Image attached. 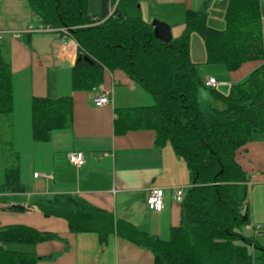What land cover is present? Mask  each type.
Here are the masks:
<instances>
[{
  "label": "trees",
  "instance_id": "1",
  "mask_svg": "<svg viewBox=\"0 0 264 264\" xmlns=\"http://www.w3.org/2000/svg\"><path fill=\"white\" fill-rule=\"evenodd\" d=\"M87 2L26 0V5L39 25L66 29L77 45V55L93 62L75 61L70 77L73 90L95 88L105 71H121L152 97L151 106L120 112L115 133L152 131L156 147L169 144L184 161L190 187L180 203V222L170 229L167 240L115 224L111 214L76 197H39L38 211L45 218L65 220L73 233L96 232L102 239L114 230L149 250L155 264H264V246L242 232L250 222L249 176L235 159L253 133L264 132V69L231 85L227 94L209 89L213 101H221L224 109L202 111L197 92L204 87L203 78L189 57L190 35L195 33L203 41L206 64L234 71L243 63L263 60L259 0H227L220 30L207 26V4L203 10L187 11L182 33L169 44L153 37L150 22L137 7L139 0H100L101 14L96 17L87 13ZM109 7H114L110 16ZM11 111V74L0 49V124H6ZM30 112L33 139L45 141L51 131L66 127L71 100L35 97ZM2 148L8 156L9 144L3 142ZM21 190L16 169L7 168L0 191ZM244 214L248 219L241 223ZM51 238L22 226L0 230L3 243L35 244ZM0 264H36V256L0 250Z\"/></svg>",
  "mask_w": 264,
  "mask_h": 264
},
{
  "label": "crops",
  "instance_id": "2",
  "mask_svg": "<svg viewBox=\"0 0 264 264\" xmlns=\"http://www.w3.org/2000/svg\"><path fill=\"white\" fill-rule=\"evenodd\" d=\"M216 1L141 0L143 19L166 23L173 39L182 33L185 13L203 10L207 4V26L217 29L211 25L209 13L222 5ZM259 2L264 43V0ZM87 13L99 16L100 0H88ZM37 25L26 0H0V49L9 65L12 93L11 114L5 125L0 124V186L5 180V170L14 168L22 189L17 193L0 191V230L22 226L52 238L35 244L0 242V250L33 253L36 264H155L149 250L114 230L102 239L96 232L73 233L65 220L45 218L35 206L39 197H76L111 214L115 224L129 225L167 240L170 229L179 224L181 217V205L173 201V192L183 188L186 195L185 189L190 187L184 161L169 144L156 147L152 131L115 133L114 123L120 112L151 106L152 97L121 71H105L102 82L95 88L73 90L70 77L77 55L76 43L68 39L64 44L61 35L55 32H28L29 27ZM192 35L197 34L190 35V60L204 65L203 41L197 35L202 46L201 54L195 55L191 50ZM259 68L264 69V59L243 63L234 71L209 65L201 67L199 72L202 77L215 79L217 84L213 89L225 94L228 87L244 81ZM102 92L108 95L110 104L96 108L93 100ZM197 96L200 108V94ZM35 97L71 100L66 127L51 131L48 139L40 142L33 139L31 132L30 107ZM3 142L9 144L8 156L3 153ZM70 153H82L84 165H71L67 159ZM235 159L248 176L263 182L264 132L253 133ZM151 188L163 190L160 212L146 206V194ZM14 206L27 210H11ZM12 245L22 249H12Z\"/></svg>",
  "mask_w": 264,
  "mask_h": 264
},
{
  "label": "rangeland",
  "instance_id": "3",
  "mask_svg": "<svg viewBox=\"0 0 264 264\" xmlns=\"http://www.w3.org/2000/svg\"><path fill=\"white\" fill-rule=\"evenodd\" d=\"M99 2V1H98ZM216 2H220V8H216L215 12H209L211 15V25L217 29H222L223 27V10L226 5L227 0H217ZM141 0H139V4H141ZM98 4V3H97ZM142 5V4H141ZM143 9V5H142ZM142 18L145 16L144 9L141 13ZM193 40L191 39V50L195 55L201 54V46L202 41L197 35H192ZM196 42V44H195ZM200 46V50H198V47ZM209 65H215V64H204V65H197L198 69L201 67H206ZM224 68L222 65H217ZM225 69V68H224ZM226 70V69H225ZM202 75V74H201ZM228 87V91H229ZM228 91L225 93L227 94ZM198 94H200V101H201V107L202 111H207L210 107L222 110L224 109L223 103L219 100L213 101L210 90L204 87L199 88ZM224 94V93H223ZM198 97V96H197ZM198 100V99H197ZM249 179V198H248V205H249V225H247L243 229V235L244 236H253L257 242L264 246V181L254 179L252 177H248ZM188 189H185V192H187ZM260 226V229H257V226ZM12 249H22V247H19L17 245H12Z\"/></svg>",
  "mask_w": 264,
  "mask_h": 264
},
{
  "label": "built area",
  "instance_id": "4",
  "mask_svg": "<svg viewBox=\"0 0 264 264\" xmlns=\"http://www.w3.org/2000/svg\"><path fill=\"white\" fill-rule=\"evenodd\" d=\"M114 7H112L109 12L108 16H110L113 13ZM28 32L30 33H49V32H55V33H62L61 36V42L64 44L67 42L68 36L66 29H59V30H52L48 27H44L41 25H37L35 27H29ZM1 40V36H0ZM203 86L207 89H213L215 85L217 84V81L213 78H210L208 76L202 77ZM110 104V99L106 93H101L93 100V106L96 108H100L102 106H106ZM68 162L75 166V167H81L84 165V157L82 153H70L67 156ZM34 178L37 177V174L33 175ZM185 193L183 188H176L173 192L172 199L176 203H182L184 200ZM146 206L149 210L154 212H160L163 208V190L158 188H151L147 191L146 194V200H145ZM257 229H260V226H257Z\"/></svg>",
  "mask_w": 264,
  "mask_h": 264
},
{
  "label": "water",
  "instance_id": "5",
  "mask_svg": "<svg viewBox=\"0 0 264 264\" xmlns=\"http://www.w3.org/2000/svg\"><path fill=\"white\" fill-rule=\"evenodd\" d=\"M137 7L139 8V5ZM150 25L152 27V35L156 40L160 41L163 44H169L171 42L172 35H171L170 27L166 23L154 19L150 22ZM80 59H83L84 61L90 64L93 63L86 55H76L74 57L75 61ZM13 208L15 210H21V211L27 210L26 208L20 206H14ZM247 219H248L247 214H244L241 218V223H246Z\"/></svg>",
  "mask_w": 264,
  "mask_h": 264
}]
</instances>
